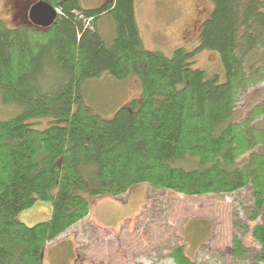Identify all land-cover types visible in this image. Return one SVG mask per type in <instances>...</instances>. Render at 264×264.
I'll return each instance as SVG.
<instances>
[{"label":"trees","instance_id":"16d2710c","mask_svg":"<svg viewBox=\"0 0 264 264\" xmlns=\"http://www.w3.org/2000/svg\"><path fill=\"white\" fill-rule=\"evenodd\" d=\"M43 1L59 11L48 28L0 20V99L17 109L0 118V264H44L47 245L83 221L94 198L141 184L185 196L249 190L257 246L234 234L233 263L222 264H247L253 254L251 264H264V0H213L199 46L172 56L145 48L135 0L95 9ZM106 15L115 25L110 40L98 24ZM205 49L220 54L224 82L194 67ZM105 74L135 75L143 91L110 120L82 92ZM35 119L52 121L39 129ZM37 201L51 203L50 219L19 221ZM170 257L217 264L192 259L184 245Z\"/></svg>","mask_w":264,"mask_h":264},{"label":"rangeland","instance_id":"374dc122","mask_svg":"<svg viewBox=\"0 0 264 264\" xmlns=\"http://www.w3.org/2000/svg\"><path fill=\"white\" fill-rule=\"evenodd\" d=\"M34 2L0 0V20L9 27L31 23L29 10ZM106 2L81 0V6L95 9ZM213 9V0H135L137 23L145 48L166 56H172L179 47L193 50L199 46L203 24ZM100 20L98 24L104 31L102 35L107 40L112 39L115 34L113 20ZM194 60L195 68L205 70L209 76L219 75L221 82L226 80L218 52L205 49ZM45 79V83H49L53 77L47 76ZM261 89L264 97V84ZM82 92L86 104L107 120L112 119L120 108L141 99L143 95L141 83L135 75L119 80L105 74L87 80ZM244 104L245 98L240 106ZM16 113L15 107L4 105L0 99V118H10ZM49 120L52 121L35 119L29 123L43 129L50 125ZM91 204L90 214L83 223L60 236L73 237L74 243L77 239L78 247L75 248L79 250H76L75 258L70 259L68 255L63 264H89L90 260L92 264H118V254L119 264H175L170 252L179 245H184L196 261L233 263L234 234H238L246 246L254 249L257 246L251 235L252 223H248V212L253 204L249 190L234 195L185 196L141 184L121 197H97ZM33 207L40 215L47 212L46 208L52 214L49 202L37 201ZM30 210L22 211L18 220L23 222ZM239 221L240 226H235ZM89 237L96 240L89 243ZM59 240L49 243L47 247L55 246ZM253 255L247 264H251Z\"/></svg>","mask_w":264,"mask_h":264},{"label":"crops","instance_id":"0c3cea01","mask_svg":"<svg viewBox=\"0 0 264 264\" xmlns=\"http://www.w3.org/2000/svg\"><path fill=\"white\" fill-rule=\"evenodd\" d=\"M102 19H111V18H110V16L106 15ZM113 28H114V24H113ZM99 29H100L101 33L104 32L101 30L100 27H99ZM91 206H92V204H91ZM34 209H35L34 207L31 208V210L28 212V214L24 217V220H23V222L29 226L37 224L41 220H49L51 215H52L51 212H49L47 208H46L47 212L43 215H40ZM88 222L90 223V221H88ZM80 223H83V222L81 221ZM61 237L57 238V239H61V240H59V242H57V244L55 246L50 245L47 247V250H46L45 256H44V264H63L62 262L65 259H67L68 255H69L70 259L73 257L75 258L76 250H77V248H75V246H77V244H78L77 239H75L76 242L74 243L72 240L73 237H66V238H61ZM90 237H92V236H90ZM90 237L88 238V239H90L89 243L90 242L93 243V241L96 239H93ZM54 241H52V242H54ZM87 244H88V242L85 243V245H87ZM77 251H79V250H77ZM117 251H119V242L117 244ZM117 253H119V252H117ZM116 261L119 264V254L116 255ZM89 264H92L91 260L89 261Z\"/></svg>","mask_w":264,"mask_h":264},{"label":"water","instance_id":"95a60500","mask_svg":"<svg viewBox=\"0 0 264 264\" xmlns=\"http://www.w3.org/2000/svg\"><path fill=\"white\" fill-rule=\"evenodd\" d=\"M59 11L43 0H37L29 10V19L35 26L48 28L54 24Z\"/></svg>","mask_w":264,"mask_h":264},{"label":"flooded vegetation","instance_id":"af4514ba","mask_svg":"<svg viewBox=\"0 0 264 264\" xmlns=\"http://www.w3.org/2000/svg\"><path fill=\"white\" fill-rule=\"evenodd\" d=\"M29 24V23H28ZM21 25H23V24H21Z\"/></svg>","mask_w":264,"mask_h":264},{"label":"bare ground","instance_id":"6f19581e","mask_svg":"<svg viewBox=\"0 0 264 264\" xmlns=\"http://www.w3.org/2000/svg\"><path fill=\"white\" fill-rule=\"evenodd\" d=\"M205 77V76H204Z\"/></svg>","mask_w":264,"mask_h":264}]
</instances>
